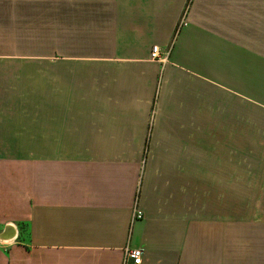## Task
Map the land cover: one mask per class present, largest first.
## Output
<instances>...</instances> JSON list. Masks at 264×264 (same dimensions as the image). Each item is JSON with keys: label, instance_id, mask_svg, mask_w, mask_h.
Wrapping results in <instances>:
<instances>
[{"label": "crops", "instance_id": "0c3cea01", "mask_svg": "<svg viewBox=\"0 0 264 264\" xmlns=\"http://www.w3.org/2000/svg\"><path fill=\"white\" fill-rule=\"evenodd\" d=\"M0 226V264H264V0H0Z\"/></svg>", "mask_w": 264, "mask_h": 264}, {"label": "built area", "instance_id": "2783aa9c", "mask_svg": "<svg viewBox=\"0 0 264 264\" xmlns=\"http://www.w3.org/2000/svg\"><path fill=\"white\" fill-rule=\"evenodd\" d=\"M161 52L159 48L154 47L152 52H151V58L153 60L155 59H161ZM143 213L141 210L135 205L133 209V221L141 220L143 219ZM0 232H1V226H0ZM3 242V241H0ZM142 259H143V251L138 248H130L127 247L125 249V263L126 264H142Z\"/></svg>", "mask_w": 264, "mask_h": 264}, {"label": "rangeland", "instance_id": "374dc122", "mask_svg": "<svg viewBox=\"0 0 264 264\" xmlns=\"http://www.w3.org/2000/svg\"><path fill=\"white\" fill-rule=\"evenodd\" d=\"M75 34H71V33H65L64 34V38H65V55H73L75 56V41L72 40V37L74 36ZM241 164H244L243 166H241V168H244L245 165L247 166V168H253V169H256V168H260L257 164V162L255 161H248V162H242ZM252 179V178H251ZM253 184L255 185H258L261 183V178L260 177H255L252 179ZM247 183V179L244 180V182L241 180V184H245Z\"/></svg>", "mask_w": 264, "mask_h": 264}, {"label": "water", "instance_id": "95a60500", "mask_svg": "<svg viewBox=\"0 0 264 264\" xmlns=\"http://www.w3.org/2000/svg\"><path fill=\"white\" fill-rule=\"evenodd\" d=\"M9 231H12V233H14L15 234V229L12 227V226H7L6 228H5V230H4V234L3 235H6L7 234V232H9ZM2 240H6V239H2Z\"/></svg>", "mask_w": 264, "mask_h": 264}]
</instances>
